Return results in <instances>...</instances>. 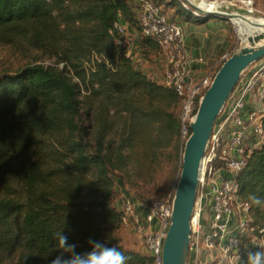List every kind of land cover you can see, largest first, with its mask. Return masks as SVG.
<instances>
[{
	"label": "trees",
	"instance_id": "trees-1",
	"mask_svg": "<svg viewBox=\"0 0 264 264\" xmlns=\"http://www.w3.org/2000/svg\"><path fill=\"white\" fill-rule=\"evenodd\" d=\"M150 1L173 20H193L175 0ZM139 8L136 0H0V45L48 60L0 72V260L12 251L17 264L71 257L61 233L78 255L99 252L95 241L125 264H155L123 243L115 180L145 205L161 201L162 191L148 190L178 180L183 101L117 43L120 11L139 52L161 55L141 32ZM236 184L249 205L244 234L264 241V146Z\"/></svg>",
	"mask_w": 264,
	"mask_h": 264
},
{
	"label": "built area",
	"instance_id": "built-area-1",
	"mask_svg": "<svg viewBox=\"0 0 264 264\" xmlns=\"http://www.w3.org/2000/svg\"><path fill=\"white\" fill-rule=\"evenodd\" d=\"M136 1L140 5L137 19L141 32L155 42L164 58V84L183 101L181 128L186 140L197 104L215 75L210 74L216 64L226 57L214 63L212 69L194 83L195 67L202 59L189 54L180 22L169 18L150 0ZM177 1L183 11L195 20L209 17V12L201 10L200 4L216 8L218 1L232 2L196 0L198 5L193 6L185 0ZM116 17L114 29L117 43L132 56L133 47L125 33L122 13L118 11ZM263 116L264 58L242 75L217 118L200 158L198 182L189 217L188 264H203L204 246H217L225 256L241 248L251 219L248 203L236 194V178L251 154L264 146ZM139 207L145 210L141 212ZM121 210L124 213L122 229L132 232L147 254L153 257L155 264H161L170 225L172 198L156 201L149 206L128 195Z\"/></svg>",
	"mask_w": 264,
	"mask_h": 264
},
{
	"label": "water",
	"instance_id": "water-1",
	"mask_svg": "<svg viewBox=\"0 0 264 264\" xmlns=\"http://www.w3.org/2000/svg\"><path fill=\"white\" fill-rule=\"evenodd\" d=\"M185 1L193 6L198 5L196 0ZM200 6L208 8V4ZM207 15L211 18L230 20L226 15L212 10ZM256 18L264 24L263 15L256 14ZM263 58L264 26L253 31L251 37L241 41L233 53L220 65L197 104L195 115L189 123L190 133L183 145L181 169L172 195L170 225L162 250L161 264H188L189 217L198 182L200 158L207 147L217 118L242 75Z\"/></svg>",
	"mask_w": 264,
	"mask_h": 264
},
{
	"label": "rangeland",
	"instance_id": "rangeland-1",
	"mask_svg": "<svg viewBox=\"0 0 264 264\" xmlns=\"http://www.w3.org/2000/svg\"><path fill=\"white\" fill-rule=\"evenodd\" d=\"M175 1L178 3L177 0H175ZM231 1L233 2V4L235 6L242 5L241 1H250L249 8L252 9L256 14L264 16V0H231ZM167 14L170 17L174 16L172 10L168 11ZM209 18H211V17H209ZM178 21H180V24H181L180 18H178ZM226 22L231 29L233 49L229 51L227 56H224V57H226L225 59H223L224 57L222 58L223 61L221 63L216 64L214 71L211 72V74H210L211 76H213L215 74L216 70L220 67V65L233 53V51L239 46V44L241 42L240 38L238 37L237 31H236V28H235V25L233 24V22L231 20H226ZM155 57H156V59L152 58L151 55H143V53L139 52V51L137 53L134 52L133 56H132V58L134 59L138 69H141L146 74H148V76H150V77L160 78L163 81L164 67H161L162 64L157 59L158 56H155ZM42 58L43 57L38 52L33 51L31 49H27L23 45H20L18 47H13V48L9 47V46L0 45V72L15 71L17 69L25 67L26 65L34 63L35 61H39L41 63L47 64L48 60L42 59ZM216 62L217 61H215V62L209 61L207 63L197 64L198 66L196 65V67H195L194 83L198 82L201 78H203L210 71V69H212V66ZM150 66L156 67V69H157L156 76L149 75L148 68ZM181 133H182V128H181ZM181 140H183V141L185 140L183 138V133H182V139ZM177 181H174L173 178H172V182H169V180L164 179L163 184L161 186H159V188H157V189L156 188L155 189L150 188L148 190V192L153 193L154 191L160 190L164 193V197L161 198L160 200H168V199L172 198V195L174 193ZM115 186H116V190L118 191V196H117L118 199L124 197L126 200L128 195L129 196L132 195L128 191L127 186H125V184L122 181H120L119 179L115 180ZM138 202L140 203L139 200H138ZM118 204L120 207L122 206V199L119 201ZM139 209L141 212H143L145 210L144 208H141V207H139ZM251 237H253V238H251ZM121 238L123 240V243L128 248H132L134 250H137V251H140L142 253L147 254V252L145 251V248L140 244V242L136 239V237L133 235L132 232L125 231L122 229L121 230ZM244 239H243V241H244ZM251 239L255 240L258 243H261V241H262V240H258L257 238H255L254 236L249 234V240H251ZM262 245H263L262 247H260V246H258V247H259V249L264 250V244H262ZM252 246H254V245L252 244ZM17 261H18V254H17V252L12 251V252L4 254L2 256V260H0V264H17Z\"/></svg>",
	"mask_w": 264,
	"mask_h": 264
},
{
	"label": "crops",
	"instance_id": "crops-1",
	"mask_svg": "<svg viewBox=\"0 0 264 264\" xmlns=\"http://www.w3.org/2000/svg\"><path fill=\"white\" fill-rule=\"evenodd\" d=\"M193 20L183 22L181 21V26L184 33V42L189 54L194 58L202 59V61L198 62L197 64H203L209 61H220L224 56H227L229 51L233 49V41L231 29L228 26L226 20L217 18H210L205 21H201L203 20L201 19L200 22H196L197 20L195 19ZM122 22L125 27L126 36L129 38L132 44L133 53H137L139 51L137 31L128 23H126L124 19ZM161 55L157 59L161 62V67H164L165 69V61ZM151 56L152 58L156 59V55ZM148 72L149 75L156 76L157 69L155 66H150L148 68ZM153 79L155 81L164 83V70L163 81L160 78L154 77ZM121 199L123 206L125 201L124 197L119 199L116 198L115 201V206L120 210L122 209V206L120 207L118 203ZM252 244L254 246H252ZM262 244H264V241L258 243L255 240H249V236H245L241 249L229 254L228 256H225L217 246H204L202 262L203 264H245L249 252L257 250L264 252V250H261L258 247H262Z\"/></svg>",
	"mask_w": 264,
	"mask_h": 264
},
{
	"label": "clouds",
	"instance_id": "clouds-1",
	"mask_svg": "<svg viewBox=\"0 0 264 264\" xmlns=\"http://www.w3.org/2000/svg\"><path fill=\"white\" fill-rule=\"evenodd\" d=\"M259 202L258 200L256 201ZM58 241L61 246L72 250L71 257L57 256L52 260V264H125L126 258L119 253L114 247H106L99 242L93 241V249H99V252L91 251L86 256L75 253V244H69L68 238L61 233L58 234ZM245 264H264V252L251 251L248 253Z\"/></svg>",
	"mask_w": 264,
	"mask_h": 264
},
{
	"label": "bare ground",
	"instance_id": "bare-ground-1",
	"mask_svg": "<svg viewBox=\"0 0 264 264\" xmlns=\"http://www.w3.org/2000/svg\"><path fill=\"white\" fill-rule=\"evenodd\" d=\"M241 4L242 5L240 6H235L233 2L223 3L218 1V3H216V8L211 5H209L208 8L201 7L200 5L202 4L199 6L201 7L200 9L205 12L212 10L213 12H220L221 14L226 15L235 25L240 40L244 41L252 36L253 31L263 27L264 24L256 18V13L249 8L250 1H241Z\"/></svg>",
	"mask_w": 264,
	"mask_h": 264
}]
</instances>
